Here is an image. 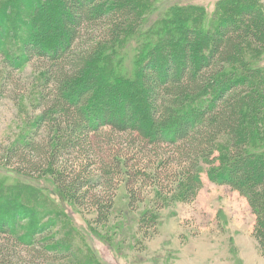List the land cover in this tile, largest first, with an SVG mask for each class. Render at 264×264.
Listing matches in <instances>:
<instances>
[{
	"label": "trees",
	"instance_id": "1",
	"mask_svg": "<svg viewBox=\"0 0 264 264\" xmlns=\"http://www.w3.org/2000/svg\"><path fill=\"white\" fill-rule=\"evenodd\" d=\"M47 1L0 0V56L10 70L1 87L12 70L34 58L43 62L37 68L39 113L24 136L5 148V165L13 159L24 173L45 170L72 204L83 206V196H90L96 220L104 222L114 205L111 168L93 176L88 164H73L70 178L59 166L74 153L89 161L97 145L91 136L104 128L127 134L139 159L151 154L157 159L155 168L146 171L143 163L141 169L157 193L165 177L170 187L164 192H178L181 201L190 202L204 173L245 198L264 255V79L244 51L246 43L263 44L262 17L241 2L219 0L208 23L204 8L173 5L146 25L141 14L150 4L146 0H52L49 13L57 17L43 27L39 21L50 14L41 5ZM11 36L19 44L15 55L5 46ZM126 40L135 42L131 74L118 69L116 44ZM39 131L45 144L37 139ZM114 158L132 207L141 193L130 187L127 158ZM99 186L105 194H88ZM21 188L38 191L21 183L0 187V264H102L70 236L56 238L50 225L28 226L26 219L36 212L19 200ZM139 221L148 223L144 212Z\"/></svg>",
	"mask_w": 264,
	"mask_h": 264
},
{
	"label": "rangeland",
	"instance_id": "2",
	"mask_svg": "<svg viewBox=\"0 0 264 264\" xmlns=\"http://www.w3.org/2000/svg\"><path fill=\"white\" fill-rule=\"evenodd\" d=\"M146 1L150 4L145 6L141 14L146 25H150L173 5H196L204 8L208 13L204 19L208 23L207 17L213 14L219 0ZM227 2H241L243 7L250 8V11L264 20V0ZM50 4H53L52 0L41 5L42 13L50 14L39 21L43 27H51L57 17L56 11L49 13ZM9 22L11 26L14 25L13 20ZM12 36L5 45L8 55H15L19 48ZM90 37L87 36L83 41ZM134 44L135 42L127 40L116 44L121 53L118 69L122 73L131 74L134 69ZM244 51L246 58L255 63L253 67L258 71L257 77L264 79V42L262 45L259 42L246 43ZM259 54L260 59L256 61ZM42 63V60L34 58L19 69L12 70L11 77L4 81L7 82L6 85H0V187L21 183L38 189L33 194H27L21 188L19 200L36 212L26 219L28 226L36 223L50 225L48 231L56 234V238L70 236L82 252L92 253L102 264H264V255L252 234L255 215L245 198L227 185L211 182L204 173L201 175L202 187L190 202L181 201L178 192H164L170 187L165 177L159 185L164 190L157 193L141 172L143 163L148 164L145 168L149 171L155 168L157 159L153 158V154L139 159L140 154L135 146L129 145L130 137L127 134L104 128L91 136L97 145L96 154L89 161L84 162L82 155L74 153L63 157L59 166L66 167L69 173L73 164L82 166L86 163L89 165V174L93 176L99 175L104 166L111 168L108 176L112 177L114 186L110 191L114 197V205L104 222L96 220L90 196H83V206L72 204L68 198L58 194L50 175L44 174L45 170L37 175L24 173L17 169L13 159L5 165V148L24 136L29 123L39 113L38 106H35L41 83L40 70L37 68ZM6 67L7 64L0 56V84L4 75L10 71ZM37 139L41 144L46 143L42 131L38 132ZM123 156L127 158L130 187L141 193L138 194L141 200L132 207L128 206L124 174L116 171L114 157L123 159ZM69 175L70 178L74 176ZM137 178L144 179L145 183ZM97 188L98 191L90 188L88 194L107 191L102 186ZM34 195L38 198L32 197ZM143 212L148 222L145 224L139 221Z\"/></svg>",
	"mask_w": 264,
	"mask_h": 264
}]
</instances>
